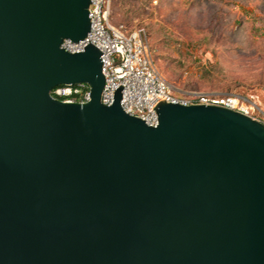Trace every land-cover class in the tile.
<instances>
[{
	"label": "water",
	"instance_id": "95a60500",
	"mask_svg": "<svg viewBox=\"0 0 264 264\" xmlns=\"http://www.w3.org/2000/svg\"><path fill=\"white\" fill-rule=\"evenodd\" d=\"M90 0H0V264H264V126L216 104L126 113ZM86 83L90 100L53 98Z\"/></svg>",
	"mask_w": 264,
	"mask_h": 264
},
{
	"label": "rangeland",
	"instance_id": "374dc122",
	"mask_svg": "<svg viewBox=\"0 0 264 264\" xmlns=\"http://www.w3.org/2000/svg\"><path fill=\"white\" fill-rule=\"evenodd\" d=\"M109 21L145 30L176 95L238 94L264 119V0H110Z\"/></svg>",
	"mask_w": 264,
	"mask_h": 264
},
{
	"label": "built area",
	"instance_id": "2783aa9c",
	"mask_svg": "<svg viewBox=\"0 0 264 264\" xmlns=\"http://www.w3.org/2000/svg\"><path fill=\"white\" fill-rule=\"evenodd\" d=\"M109 3L110 0H90V27L86 37L79 41L63 39L60 44L68 52L81 51L89 44L99 49L104 76L101 103L112 104L116 91L120 89L122 109L150 126L158 122L156 107L160 102L216 104L245 114L264 126V119L255 114V105L241 95H176L156 67L145 30H126L110 23ZM49 94L63 101L84 103L90 100V86L86 83L59 85Z\"/></svg>",
	"mask_w": 264,
	"mask_h": 264
}]
</instances>
